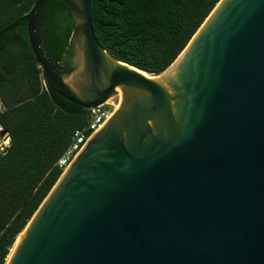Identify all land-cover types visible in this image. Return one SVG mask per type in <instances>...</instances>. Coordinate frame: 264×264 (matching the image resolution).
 Instances as JSON below:
<instances>
[{"label":"water","instance_id":"95a60500","mask_svg":"<svg viewBox=\"0 0 264 264\" xmlns=\"http://www.w3.org/2000/svg\"><path fill=\"white\" fill-rule=\"evenodd\" d=\"M60 1L66 71L46 45L52 0L23 15L42 80L84 109L115 103L5 264H264V0H219L157 75L100 44L90 0Z\"/></svg>","mask_w":264,"mask_h":264},{"label":"trees","instance_id":"16d2710c","mask_svg":"<svg viewBox=\"0 0 264 264\" xmlns=\"http://www.w3.org/2000/svg\"><path fill=\"white\" fill-rule=\"evenodd\" d=\"M100 44L116 59L152 75L180 54L219 0H90ZM34 0H0V121L11 145L0 155V264L17 235L62 173L55 164L88 109L43 86L29 48L23 15ZM72 19L52 0L45 22L47 49L60 71L70 68Z\"/></svg>","mask_w":264,"mask_h":264},{"label":"built area","instance_id":"2783aa9c","mask_svg":"<svg viewBox=\"0 0 264 264\" xmlns=\"http://www.w3.org/2000/svg\"><path fill=\"white\" fill-rule=\"evenodd\" d=\"M43 86L45 82L42 80ZM111 102H105L102 105H99L88 110V117L86 124L76 129L70 136V141L68 145L64 148L60 156L56 161L58 168L62 172L69 166L74 157L77 155L85 141L94 131V129L109 115L111 110ZM6 110V106L0 99V113H3ZM11 145V138L8 130L0 121V155H4Z\"/></svg>","mask_w":264,"mask_h":264},{"label":"bare ground","instance_id":"6f19581e","mask_svg":"<svg viewBox=\"0 0 264 264\" xmlns=\"http://www.w3.org/2000/svg\"><path fill=\"white\" fill-rule=\"evenodd\" d=\"M118 90V97H120V91H119V89H117ZM107 102H111V103H115V102H113V99L111 98V99H109ZM22 234L23 233H20L19 235H18V237H17V239H16V242H15V244H14V246L17 244V242L19 241V239H20V237L22 236ZM14 248V247H13ZM13 248L11 249V252H12V250H13ZM11 252H10V254H11ZM10 254L8 255V257H7V260H8V258H9V256H10ZM6 260V261H7Z\"/></svg>","mask_w":264,"mask_h":264},{"label":"rangeland","instance_id":"374dc122","mask_svg":"<svg viewBox=\"0 0 264 264\" xmlns=\"http://www.w3.org/2000/svg\"><path fill=\"white\" fill-rule=\"evenodd\" d=\"M13 247H14V245H13ZM13 247H12V248H13ZM12 248H11V249H12ZM10 252H11V250H10ZM7 257H8V256H7ZM6 260H7V259H6Z\"/></svg>","mask_w":264,"mask_h":264}]
</instances>
